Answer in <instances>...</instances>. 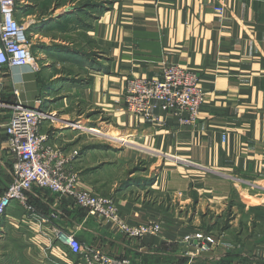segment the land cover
Wrapping results in <instances>:
<instances>
[{
	"label": "crops",
	"instance_id": "1",
	"mask_svg": "<svg viewBox=\"0 0 264 264\" xmlns=\"http://www.w3.org/2000/svg\"><path fill=\"white\" fill-rule=\"evenodd\" d=\"M19 3L16 17L28 21L37 50L34 66L6 67L15 100V90L27 106L43 100L51 116L40 131L66 154L77 151L66 167L80 187L112 197L122 219L161 229L130 239L88 213L79 218L72 199L33 187L29 202L46 221L13 202L1 221L0 264H74L52 241L54 228L138 264H212L226 255L230 264H263L264 0H113L82 27L73 22L88 18L86 6L64 2L54 17ZM163 62L200 76L205 100L194 125L163 109L154 119L120 110L127 81L158 77ZM68 63L73 72L61 69ZM9 114L0 107V194L12 179ZM195 231L214 234L217 246L190 256L182 238Z\"/></svg>",
	"mask_w": 264,
	"mask_h": 264
},
{
	"label": "built area",
	"instance_id": "2",
	"mask_svg": "<svg viewBox=\"0 0 264 264\" xmlns=\"http://www.w3.org/2000/svg\"><path fill=\"white\" fill-rule=\"evenodd\" d=\"M214 9L220 15L224 13L222 5ZM28 27V21L19 20L15 15V0H0V68L35 65L32 44L26 35ZM15 95L17 99L12 104L0 100V107L10 111L4 133L8 151L13 157L12 179L0 194V231L2 217L13 202L24 208L27 217L46 221L29 202V191L38 187L72 199L89 215L111 223L124 237L139 240L160 232L159 222L130 223L120 217L112 197L97 195L80 187L78 173L66 167L77 151L66 154L40 131L42 121L51 116L43 111V100L38 97L32 106H27L19 99L16 90ZM204 100L205 93L197 73L179 64L163 62L158 77H134L127 81L124 105L120 110L142 119H154L155 112L163 109L173 114L180 124L194 125ZM221 138L226 139L225 133ZM51 239L68 248L77 257L78 264H138L97 245L83 244L74 231L54 228ZM182 243L192 246L190 256H195L211 251L218 241L212 233L195 231L185 234Z\"/></svg>",
	"mask_w": 264,
	"mask_h": 264
},
{
	"label": "rangeland",
	"instance_id": "3",
	"mask_svg": "<svg viewBox=\"0 0 264 264\" xmlns=\"http://www.w3.org/2000/svg\"><path fill=\"white\" fill-rule=\"evenodd\" d=\"M29 2H32V3H39L38 6L40 7V10L37 11V16H39V13L41 14H46V15H53L54 17L58 14L57 12L59 11V9L56 8V3L58 2L59 3V6L61 4H63L64 2H74V4L78 5L79 7H85L87 6V13L86 16L88 18H86L84 15L82 16L81 20H76L75 22L71 23L73 24L74 26L78 27V26H83V23L82 21H88L91 23V20L96 17L97 14L101 13L103 11V9H106V8H109L112 6L113 4V0H28ZM84 4V6H83ZM54 5V6H53ZM59 8V7H58ZM57 10V11H56ZM70 14H73V16H76L77 14L75 12L73 13H70ZM68 16H71V15H68ZM72 16V17H73ZM67 25V23L65 24ZM70 24H68L69 26ZM36 47L35 49H31V52L33 55H35L36 53ZM102 53L101 52H97L95 51L93 53V55H90L93 57V62L94 63H97V61H100L98 60V58H102ZM34 57V56H33ZM63 71H70V72H73L72 70L74 69V66L71 64V63H68L67 65H63L62 68H61ZM7 72L3 69L0 70V75L2 76L1 77V81H5L4 84H8L7 82ZM67 74V73H66ZM59 99V98H57ZM94 115L97 114L98 112L95 110L94 112ZM96 118H98V115H95ZM101 120H99V122L97 124H101L103 119L100 118ZM96 124V123H95ZM77 213H79V218H85L86 216V213L85 211H76Z\"/></svg>",
	"mask_w": 264,
	"mask_h": 264
},
{
	"label": "trees",
	"instance_id": "4",
	"mask_svg": "<svg viewBox=\"0 0 264 264\" xmlns=\"http://www.w3.org/2000/svg\"><path fill=\"white\" fill-rule=\"evenodd\" d=\"M20 3H19V0H15V15H19L20 13L23 12V8L21 6H19ZM56 6H59V3H56ZM84 6V4H83ZM81 7V6H80ZM87 7V6H86ZM82 10V8H81ZM77 15H79V11H76L75 12ZM35 48V47H34ZM3 70L7 71V68L6 67H2ZM0 100H2L3 102L7 103V104H12L14 101H15V96L13 94V89L11 87V84L8 83V84H3V87L2 89L0 90ZM85 211V213L87 214V210L82 208V207H79L77 206L76 208V211ZM76 215L78 217L79 216V213L75 212ZM177 245V244H176ZM175 245V246H176ZM120 256V255H119ZM120 257H124V256H120ZM126 258V257H125ZM222 258V257H221ZM187 259H185L186 261ZM242 260V259H241ZM78 262V260L76 259L74 261V264H76ZM232 262V257L230 255H226L224 258L218 260V261H214L212 262V264H230ZM240 262H246V261H240ZM258 264H261V263H258ZM264 264V263H263Z\"/></svg>",
	"mask_w": 264,
	"mask_h": 264
},
{
	"label": "water",
	"instance_id": "5",
	"mask_svg": "<svg viewBox=\"0 0 264 264\" xmlns=\"http://www.w3.org/2000/svg\"><path fill=\"white\" fill-rule=\"evenodd\" d=\"M71 9H72V7H70V6L66 7V8L64 9V11L62 12V14H65V13L70 12ZM58 15H59V14H57L56 16H58Z\"/></svg>",
	"mask_w": 264,
	"mask_h": 264
}]
</instances>
